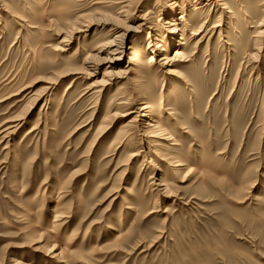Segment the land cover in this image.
I'll use <instances>...</instances> for the list:
<instances>
[{
    "label": "rangeland",
    "instance_id": "obj_1",
    "mask_svg": "<svg viewBox=\"0 0 264 264\" xmlns=\"http://www.w3.org/2000/svg\"><path fill=\"white\" fill-rule=\"evenodd\" d=\"M96 1L0 0V264H264V0H222L224 8L215 0H174L173 19L183 14L188 22L191 61L177 69L190 86L167 84L146 63L138 69L148 74L146 91L156 100L162 92L187 126L189 133L166 117L160 121L173 140L150 139L186 163L180 175L153 152L122 164L138 145L111 141L129 116L95 139L117 88L96 103L87 91L107 63L92 76L83 59L108 38L104 18L116 17ZM167 1L134 0L130 8L163 35L171 21ZM80 17L90 27L70 33ZM125 23L134 25L119 22L117 30ZM202 24L201 35L191 36ZM147 31L135 28L126 41L143 61L151 54ZM73 67L78 72L52 79ZM41 89L23 112L28 93ZM150 156L157 166L147 164Z\"/></svg>",
    "mask_w": 264,
    "mask_h": 264
},
{
    "label": "bare ground",
    "instance_id": "obj_2",
    "mask_svg": "<svg viewBox=\"0 0 264 264\" xmlns=\"http://www.w3.org/2000/svg\"><path fill=\"white\" fill-rule=\"evenodd\" d=\"M215 1L218 2L217 4L219 5V7L220 6L221 8L225 7V3L222 2V0H215ZM132 2H134V0H97L96 1V3L102 4L103 7L107 6V7L114 8L116 17L109 19V20L103 17L104 18V20L102 21L103 24L110 23L108 27L110 34L108 38L103 39L98 45H96V47H94L98 51V53H104L106 57L103 58L101 57V55H97L98 53L94 54V53L89 52L90 54L85 56V59H83L84 63H86L85 65L88 66L89 69L91 70L90 71L89 69H87L88 75H92L94 71L98 69L97 65L99 63L101 62L107 63V66H105V70L103 71L101 78L97 81L91 82L87 86V91H90L89 92L90 96L95 98L94 103H96L99 97H101L103 93L111 85L116 84L117 88L111 95V98H110L111 101L109 102L108 106L105 109V115L98 126L95 139L103 137L122 118L129 116V119L124 120L119 125V129L115 135V138H113L114 140L111 141V143H114V142L116 144L121 143V146L128 147V148H131V147L133 148L138 145V147L134 148L133 150L129 152V154L126 156L122 164H126L128 161L134 160L137 157H145L148 153L153 152L155 153L157 160L167 161V162L169 161L171 163L172 169L178 175H180V171H182V168L186 166V163L183 162V160L180 158L171 160V155L169 154L168 151H165L164 143L159 142L160 139L161 141L162 140L163 141L173 140L170 134V130L167 127V124L163 123L164 120L163 122H161L160 120L166 119V117L167 118L169 117V119L170 118L173 119V122H175L183 132H188L187 126H185L182 123V121L176 117V112L173 110L171 106H168V104L166 103L167 100L164 99L162 96V92L160 93L158 100H156L155 95L150 94L151 91L150 92L149 90L146 91V86L144 82L148 74L141 73L139 72L138 69L142 67L143 64L146 63L149 66V70H151V72L154 75L160 73L162 75L161 80L166 79L167 84H172L171 81H173V85L175 86H177V84H180V83H184L185 85L190 86L187 76L183 72L177 69V66L179 64L178 62L183 63L186 61H191V59L189 58V55L186 54L187 51H185V48H186L187 43L183 37V34L185 32L184 28L186 29L188 27L187 26L188 22L187 24H185L187 18H186V15L181 14L174 20L173 17L175 15V11L179 7V4L174 0L169 1L165 9H167L166 13L171 17L170 18L171 21L166 22L167 23V26L165 27L166 34L162 35L161 32L159 33V29L157 28V26L154 25L153 22L149 20V18L146 17L145 14L137 16V17L136 15H134L135 13H133L132 9L130 8V4ZM100 8L101 7H99L98 9ZM227 13L231 14V9L230 10L227 9ZM218 18H219V15H218ZM126 20L128 21L133 20L135 26L132 24L125 23V26L122 27L121 30H117V28L119 27V22H125ZM77 21L73 22L72 25H68L70 33L86 31L91 25L90 22L86 20L85 18L80 17ZM182 22L183 24H185V26L183 27L182 30H180V24H182ZM142 26H148V29H149V31L146 32L147 33L146 42L148 43L147 45L150 46L149 51H151V54H148L146 61H143L142 58L140 57L141 53L139 49L132 48V46L130 45L131 44L130 40H129V44L126 45V41L129 38L128 37L129 32L134 30L135 28H140ZM203 26H205V24H202L200 28L191 32L190 33L191 36L198 37V35H201L200 33L203 31L202 30ZM219 26L220 24L218 23L213 24L210 27V31L214 33L217 30L216 28H218ZM178 31L179 32L183 31V32L180 38L177 40L176 34ZM258 31H261V30H258ZM162 38H165V41H162L163 40ZM201 38L202 36H200L199 39H197L196 41L199 42ZM67 41L68 39L63 37L60 41L61 45H59L60 47H58V49L63 50L64 46L67 45ZM161 42H164V43L162 44ZM171 47L172 48L174 47L171 56H166V55L163 57L159 56L160 53L161 54L164 53L165 51L168 50V48H171ZM128 50H130V52L127 55L126 64L125 66H121L119 63V60L122 57V55ZM147 52L144 51L143 53L146 54ZM156 55L159 56V58H157ZM76 68L77 67L65 68L61 72L55 73L52 79L58 80L66 74L78 72ZM122 78H125L124 81L121 80ZM26 87H29V86H26ZM44 88H47L48 90L50 87L46 86ZM42 89L39 90V92L30 91L28 93L30 94L29 96L30 100L28 104L26 105L25 110H23V112L27 111L32 106L34 101L39 99V97H41L42 94L45 93L44 91H42ZM150 97H151V100L144 102V100L148 98L150 99ZM162 109L165 110L166 112L165 118H163L164 115L163 116L161 115L160 110ZM17 125L18 124L15 123L14 125H9L5 127L2 130V132L5 133L4 137H7V135L13 133L16 130ZM153 137L154 138L157 137L159 140L151 142L150 139ZM146 143H148L149 146L148 145L146 146ZM177 144H174V145H177ZM155 161L156 160H154L150 156L149 159L147 160V164L153 167L157 166L156 165L157 161L156 163ZM122 164H119L118 167ZM123 170L120 172V176H122ZM185 175L187 174H184L181 176L182 177V179L180 178L181 181H183V178L185 177ZM157 184L159 186L164 185L159 182ZM124 188H127V187L124 186ZM126 191H129V190H126ZM109 195H112V192L107 194V196ZM54 256H59V254L55 253ZM14 264H18V263L15 262Z\"/></svg>",
    "mask_w": 264,
    "mask_h": 264
}]
</instances>
